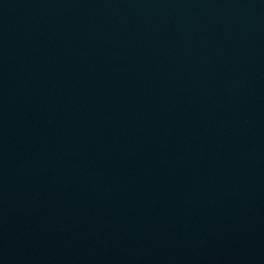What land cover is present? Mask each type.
Here are the masks:
<instances>
[{
	"label": "water",
	"instance_id": "1",
	"mask_svg": "<svg viewBox=\"0 0 264 264\" xmlns=\"http://www.w3.org/2000/svg\"><path fill=\"white\" fill-rule=\"evenodd\" d=\"M0 264H264V0H0Z\"/></svg>",
	"mask_w": 264,
	"mask_h": 264
}]
</instances>
